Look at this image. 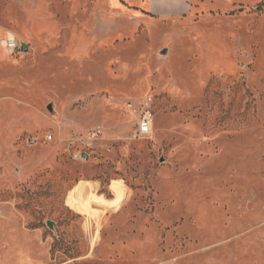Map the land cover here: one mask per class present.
<instances>
[{"label":"rangeland","instance_id":"374dc122","mask_svg":"<svg viewBox=\"0 0 264 264\" xmlns=\"http://www.w3.org/2000/svg\"><path fill=\"white\" fill-rule=\"evenodd\" d=\"M64 1L0 45V264H264V0Z\"/></svg>","mask_w":264,"mask_h":264},{"label":"crops","instance_id":"0c3cea01","mask_svg":"<svg viewBox=\"0 0 264 264\" xmlns=\"http://www.w3.org/2000/svg\"><path fill=\"white\" fill-rule=\"evenodd\" d=\"M4 5V15H6V22L0 23V31L6 35H12L20 42H30L29 34L35 20L38 19L37 13L47 10H53L54 14L64 13L68 7H63L62 4L67 1L64 0H0ZM79 1V0H78ZM81 10L83 16L89 18L90 12L95 13L94 18L98 23L99 34L107 32V16H112V11L121 12V0H94L96 1L95 9L91 10L89 0H80ZM142 8L139 7L150 19L176 22L181 19L189 18L194 13H197L200 6L205 2H212V0H140ZM218 1V0H217ZM225 2L226 0H219ZM73 2H69L71 5ZM47 6V7H46ZM57 6V7H56ZM49 8V9H48ZM104 8V9H102ZM57 10V12H56ZM84 10L86 13H84ZM118 13V14H119ZM24 14V15H23ZM85 14V15H84ZM54 15V16H56ZM110 27V26H109ZM108 27V28H109ZM26 34V35H25ZM2 98L0 97V100Z\"/></svg>","mask_w":264,"mask_h":264},{"label":"built area","instance_id":"2783aa9c","mask_svg":"<svg viewBox=\"0 0 264 264\" xmlns=\"http://www.w3.org/2000/svg\"><path fill=\"white\" fill-rule=\"evenodd\" d=\"M0 45L9 55L18 54V53L25 54L28 50L26 46H23V44L12 35H8L5 39H3ZM152 126H153L152 113L149 111V109H145L140 114V117L136 124L137 127L136 136L140 139L149 138L152 134ZM47 139L50 140L51 137H48ZM86 158L87 157L84 156L82 159L86 160Z\"/></svg>","mask_w":264,"mask_h":264},{"label":"water","instance_id":"95a60500","mask_svg":"<svg viewBox=\"0 0 264 264\" xmlns=\"http://www.w3.org/2000/svg\"><path fill=\"white\" fill-rule=\"evenodd\" d=\"M166 54H167V50L164 49V50L162 51V55H161V56H166ZM47 108H48V110H49L50 112H53V106H52V104H50ZM48 225L51 226V223H48Z\"/></svg>","mask_w":264,"mask_h":264}]
</instances>
